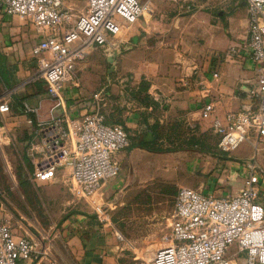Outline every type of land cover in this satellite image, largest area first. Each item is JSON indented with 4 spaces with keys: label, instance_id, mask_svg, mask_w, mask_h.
Returning <instances> with one entry per match:
<instances>
[{
    "label": "crops",
    "instance_id": "1",
    "mask_svg": "<svg viewBox=\"0 0 264 264\" xmlns=\"http://www.w3.org/2000/svg\"><path fill=\"white\" fill-rule=\"evenodd\" d=\"M87 4L63 0V7L76 15L85 12ZM151 8L149 18L88 49L77 64L78 83L68 87L65 107H56L45 81L37 78L45 54H36L34 48L43 35L28 19L8 14L0 5V105L10 104L9 112H0V151L7 158L10 133L22 129L31 155V181L17 185L27 206L20 205L17 196L14 203L0 185L7 206V211L0 206V223L10 218L16 234L34 238L38 248L34 258L19 264H134L123 263L131 254L118 227L121 220L99 218L91 205L72 195L69 166L59 170L54 182L33 178L39 157L31 145L37 141L38 124L53 117L77 118L100 106L108 124L122 125L131 145L116 158L121 170L134 172L128 190L153 188L154 177H147L152 169L155 176L189 175L187 187L205 194L234 195L244 186L245 161L256 158L264 171V144L256 147L254 132L227 153L219 149L214 129L215 119L228 126L229 113L257 110L260 104V72L246 47L247 0H155ZM233 47L237 52H231ZM210 102L214 112L203 117ZM25 105L37 110L35 121ZM142 140L151 146L137 145ZM184 159H190L185 168ZM56 189L60 198L50 197L46 205L42 196H53ZM144 217L151 228L140 236L143 249L145 243L163 238L162 214ZM143 249L150 259L153 253ZM228 257L247 264L246 254L238 249ZM138 259L140 255L132 254L131 261Z\"/></svg>",
    "mask_w": 264,
    "mask_h": 264
},
{
    "label": "built area",
    "instance_id": "2",
    "mask_svg": "<svg viewBox=\"0 0 264 264\" xmlns=\"http://www.w3.org/2000/svg\"><path fill=\"white\" fill-rule=\"evenodd\" d=\"M247 2L246 47L260 72V104L257 110L229 113L228 126L215 119L219 149L227 153L247 141L251 132L256 134L257 148L264 144V0ZM0 5L6 13L28 19L43 35L34 48L36 54H45L39 59L37 78L45 81L56 107H65L68 87L78 83L77 64L86 58L90 47L105 45L111 35L116 37L153 14L151 6L141 0H88L86 11L78 15L64 8L63 0H0ZM231 52L237 51L233 47ZM214 109L212 102L207 103L203 117H209ZM9 111L10 104L3 102L0 112ZM36 111L25 105L27 114ZM130 145L126 129L120 124H108L100 106L77 118L53 117L38 124L37 141L31 145L39 157L33 178L54 182L59 170L69 166L72 195L85 200L99 218L106 220L108 214L99 200L106 184L121 172L116 154ZM244 166L245 182L237 194L220 196L191 187L179 188L171 229L164 237L170 244L159 247L150 259L137 260L135 264H236L227 256L234 243L238 252L246 254L247 264H264V171L256 158L245 161ZM0 206L7 211L1 190ZM11 221L5 218L0 223V264H19L37 253L35 239L16 234Z\"/></svg>",
    "mask_w": 264,
    "mask_h": 264
},
{
    "label": "rangeland",
    "instance_id": "3",
    "mask_svg": "<svg viewBox=\"0 0 264 264\" xmlns=\"http://www.w3.org/2000/svg\"><path fill=\"white\" fill-rule=\"evenodd\" d=\"M153 1L155 0H141V2L148 3L150 6H152ZM146 17L149 18V15ZM18 131L20 133H17V131L10 133L13 137L10 136L11 139L7 158H5L0 151V185L6 189L8 196L12 195L13 202L17 196L19 197V204L21 205V203H24V205L27 206V203L25 202L26 200L21 196V192L17 190V185L19 183L21 184L31 181V165L29 161L31 155L28 156V148L30 144L24 142L26 136L22 129ZM184 144L185 146L187 145L186 143ZM189 161L190 159H184V168L190 164ZM134 176V172H131V169L128 167L125 168L124 171L121 170L116 178L106 184L99 202L102 204V207L106 210L108 215L121 220L118 227L124 236L123 241L127 245V252L131 254L129 257L124 258L125 261H123V263H126V260H128V262L130 261L135 264L136 261H131L132 254L135 256L140 255V259L138 260L149 259L145 257L148 255L144 256L142 251H140V249H143L140 236L146 229L151 228L150 221L145 219L144 216L150 217L153 212L162 214L161 222L163 227V238L152 240L144 245V247L150 250L148 251L149 254L153 253L150 257L154 255L159 247L170 244L164 240V237L166 231L171 229L175 196L179 188L188 186L189 181H191V176L185 174L175 176L170 174V172H168V174L163 173V176H155L153 175L152 169H149L147 177H154L152 180L150 179L153 188L140 191L134 187L128 190L127 186L130 182H134ZM55 191L57 192L52 193L53 196H42L46 205L47 202H49V200H47L48 198L53 197L57 200L60 198L59 195L61 192H58L57 189ZM259 201L263 202V199H259ZM124 203L125 205L122 209L113 210L115 206H123ZM49 209H51V207H49ZM54 209L58 212L59 207L57 206ZM131 243L135 246L132 245V247H129L128 244ZM146 248L143 250H146ZM237 249V243L232 244L228 249L227 256L229 252L234 254Z\"/></svg>",
    "mask_w": 264,
    "mask_h": 264
},
{
    "label": "trees",
    "instance_id": "4",
    "mask_svg": "<svg viewBox=\"0 0 264 264\" xmlns=\"http://www.w3.org/2000/svg\"><path fill=\"white\" fill-rule=\"evenodd\" d=\"M29 116L33 119V121H35V115L33 113H30ZM140 147H150V143L149 142H144L143 140L141 142H138V144Z\"/></svg>",
    "mask_w": 264,
    "mask_h": 264
}]
</instances>
